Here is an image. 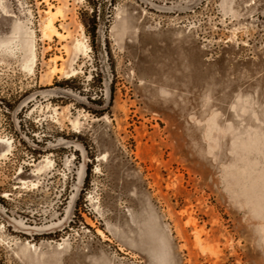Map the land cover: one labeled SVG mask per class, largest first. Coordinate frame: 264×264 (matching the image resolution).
I'll use <instances>...</instances> for the list:
<instances>
[{
	"label": "rangeland",
	"instance_id": "374dc122",
	"mask_svg": "<svg viewBox=\"0 0 264 264\" xmlns=\"http://www.w3.org/2000/svg\"><path fill=\"white\" fill-rule=\"evenodd\" d=\"M96 2L0 0V264H264V0Z\"/></svg>",
	"mask_w": 264,
	"mask_h": 264
},
{
	"label": "trees",
	"instance_id": "16d2710c",
	"mask_svg": "<svg viewBox=\"0 0 264 264\" xmlns=\"http://www.w3.org/2000/svg\"><path fill=\"white\" fill-rule=\"evenodd\" d=\"M113 3H114V0H97V2L94 3V6H93V12L95 13V16H98L97 14L99 13V9H101V8H99V5L102 7L103 11H107L108 12L110 10L111 6L113 5ZM96 25L98 27V26L101 25V23H98ZM87 26L91 30L90 24H88ZM96 29L97 28H95V26H92V30H91L92 34L91 35L94 37L92 43H93V46H94L95 49L97 48V46L95 44L96 43L95 42L96 41V35H95Z\"/></svg>",
	"mask_w": 264,
	"mask_h": 264
},
{
	"label": "bare ground",
	"instance_id": "6f19581e",
	"mask_svg": "<svg viewBox=\"0 0 264 264\" xmlns=\"http://www.w3.org/2000/svg\"><path fill=\"white\" fill-rule=\"evenodd\" d=\"M55 21H56V17L54 16H52L50 20L48 21L47 26H46L47 31H48L47 35L50 37L55 36L58 38H62L63 34L59 31L58 27L56 26Z\"/></svg>",
	"mask_w": 264,
	"mask_h": 264
},
{
	"label": "flooded vegetation",
	"instance_id": "af4514ba",
	"mask_svg": "<svg viewBox=\"0 0 264 264\" xmlns=\"http://www.w3.org/2000/svg\"><path fill=\"white\" fill-rule=\"evenodd\" d=\"M101 9H102V8H101ZM101 9H99V13H100L101 11H102V13H101V14H99V13L97 14V15H98V16H97L98 18H102V16L104 15L103 12H104V13H107V11H103V10H101ZM108 12H109V11H108Z\"/></svg>",
	"mask_w": 264,
	"mask_h": 264
},
{
	"label": "water",
	"instance_id": "95a60500",
	"mask_svg": "<svg viewBox=\"0 0 264 264\" xmlns=\"http://www.w3.org/2000/svg\"><path fill=\"white\" fill-rule=\"evenodd\" d=\"M104 107H102L101 109H103Z\"/></svg>",
	"mask_w": 264,
	"mask_h": 264
}]
</instances>
